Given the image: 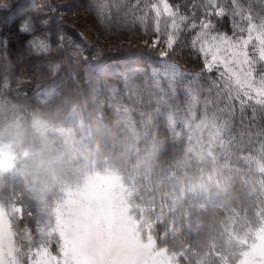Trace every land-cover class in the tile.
Wrapping results in <instances>:
<instances>
[{
	"label": "rangeland",
	"instance_id": "rangeland-1",
	"mask_svg": "<svg viewBox=\"0 0 264 264\" xmlns=\"http://www.w3.org/2000/svg\"><path fill=\"white\" fill-rule=\"evenodd\" d=\"M6 2L10 8L12 0ZM252 2L259 6L260 0ZM51 3L58 11L52 13L50 26L70 33L87 54L114 56L118 48L144 47L132 54L150 53L159 62L160 49L144 46L148 37L143 25L123 11L127 0ZM153 22L149 16V31ZM164 23L162 18V27ZM132 27L143 36L135 38ZM30 39L25 36L22 49L13 45L9 50L7 58L22 65L21 78L9 77L7 89V77L0 79V112L37 113L55 127L57 138L74 137L81 152L123 153L129 162L140 164V175L134 178L126 166L120 177L85 169L87 178L75 171L57 182L37 183L28 173L12 170L10 156L0 151V264H29L42 247L60 264H264V109L249 106L242 113L237 107L218 127L199 120L189 126L177 120L172 127L168 113L157 116L147 99L141 105L113 96L111 89L118 85L99 58L86 80H76L72 67L71 81L62 77L34 89L24 79L26 71L52 76L49 59L58 61L64 53L53 48L49 59L38 58L29 51ZM113 39L120 43L112 45ZM180 60L173 62L179 65ZM193 69L197 71L191 73H199V87L211 82L199 67ZM66 70L67 65L59 73ZM138 76L134 82L143 85ZM162 120L178 142L158 136L156 123ZM156 153L164 161L163 154H169L167 174L151 165ZM210 179L212 193H206L202 185ZM134 184L142 186L144 208L138 218L130 217L125 207ZM181 186L184 195L177 199ZM157 192L159 200H150ZM193 210L203 214L196 218Z\"/></svg>",
	"mask_w": 264,
	"mask_h": 264
},
{
	"label": "snow or ice",
	"instance_id": "snow-or-ice-1",
	"mask_svg": "<svg viewBox=\"0 0 264 264\" xmlns=\"http://www.w3.org/2000/svg\"><path fill=\"white\" fill-rule=\"evenodd\" d=\"M8 9L6 0H0V79L19 75L21 63L7 57L11 46L22 49L25 36L31 37L29 51L38 58L49 59L53 48L64 53L58 61L49 59L48 67L59 73L67 65L69 81L74 56L91 62L95 51L85 55L88 49L70 33L50 26L52 13L58 11L51 0H21ZM123 11L143 25L148 37L144 46L160 49L159 62L146 72L136 66L154 64L143 55L114 57L115 63L109 62V79L118 85L111 89L113 96L141 105L147 99L157 116L168 113L172 127L177 120L185 126L199 120L201 125L218 127L237 107L242 113L249 106L264 109V0L259 6L252 0H127ZM149 16L154 21L150 31ZM177 57L199 67L211 82L199 87V73L181 71L173 62ZM34 71L29 68L26 77ZM136 75L142 76L143 85L134 82ZM29 264L60 261L42 247Z\"/></svg>",
	"mask_w": 264,
	"mask_h": 264
},
{
	"label": "clouds",
	"instance_id": "clouds-1",
	"mask_svg": "<svg viewBox=\"0 0 264 264\" xmlns=\"http://www.w3.org/2000/svg\"><path fill=\"white\" fill-rule=\"evenodd\" d=\"M20 2L21 0H12L11 6ZM87 55L91 56L92 54ZM92 62L93 60L86 62L80 59L75 64L73 63L72 67H75L82 81L90 76L89 68ZM13 71H15L14 67ZM33 76L37 77L36 82L32 80ZM62 77L67 78L65 72L53 73L50 76L48 72L35 70L24 79L28 84H34L35 89L46 88ZM56 131L53 125H50L37 113L25 116L18 111L0 112V151L10 156L12 170L21 175L28 173L31 179L37 183L57 182L75 171L83 172L87 178L88 172L85 169H95L96 171L102 169L104 175L120 177L122 169H125L126 166L127 170L134 172V178L140 175L138 171L140 164L129 162L123 153H98L95 150L81 152L74 137L57 138ZM118 183L119 181H117ZM212 188L211 179L207 184L202 185V189L206 193H212ZM183 195L184 188L181 186L177 199ZM159 198L160 193L158 192L149 197L154 201H158ZM142 201V186L134 184L128 189L125 201V207L130 217L138 218L144 208Z\"/></svg>",
	"mask_w": 264,
	"mask_h": 264
},
{
	"label": "trees",
	"instance_id": "trees-1",
	"mask_svg": "<svg viewBox=\"0 0 264 264\" xmlns=\"http://www.w3.org/2000/svg\"><path fill=\"white\" fill-rule=\"evenodd\" d=\"M116 29V28H115ZM130 29V28H129ZM112 31H115L116 33H122V31H118V30H112ZM115 32L113 33V32H108V36L109 37H113L114 35H116L115 34ZM131 32H134L135 33V38H140L141 36H143L135 27H132V30H131ZM117 36V35H116ZM115 37V36H114ZM136 40V42L138 41L137 39H135ZM123 41V43H125V41L124 40H122ZM112 42H113V44L112 45H115L116 43H120L119 41H117L116 42V40L115 39H113L112 40ZM127 42H129L128 40H127ZM138 43H139V41H138ZM138 46V45H137ZM139 49H144V47H132L131 49H126V50H122V49H120V48H118L117 50H114V56H112L111 54L110 55H108V56H102L103 54H96V55H92V60H93V62L92 63H94L95 62V64H97L96 62V60L95 59H97V58H99V59H101L103 62H102V64L103 65H108L109 66V62L110 61H112L113 63H115L114 62V60H113V58L114 57H121V56H123V57H127V56H130L132 53H139L140 51H139ZM145 51H147V50H145ZM88 52H89V50H88ZM53 53V52H52ZM9 55V54H8ZM85 55H87V52L85 53ZM140 55H143L144 57H147L148 59H150L153 63H155L156 64V59H157V57L156 56H152V54H146V53H144L143 52V54H140ZM93 56H96V57H93ZM9 57V56H8ZM81 59V58H80ZM176 60H179V58H176ZM76 61H79L78 59H76L74 62H76ZM178 62H180L181 64H179L181 67H183L184 68V70H186V71H188V72H196L197 70L196 69H193L194 67H192L190 64H188V63H185L184 61H182V60H180V61H178ZM177 62V63H178ZM75 64V63H74ZM154 64V65H155ZM154 65H149L148 66V68H151V67H153ZM178 65V66H179ZM144 68H145V66H144ZM77 71V70H76ZM141 75H139L138 77H140ZM15 77V76H14ZM14 77H12V78H14ZM8 78L9 77H7V79H5V84L6 85H8L9 86V80H8ZM11 78V77H10ZM16 78H21V76H16ZM23 78V77H22ZM74 78L76 79V80H78L79 79V76H78V74L75 72L74 73ZM10 87V86H9ZM8 87H6L5 86V89H7ZM125 96H127V94H124ZM53 100V99H52ZM51 100V101H52ZM125 101H127L128 102V100H126V99H124ZM48 104V103H47ZM144 110H146V108H144V109H142V111H144ZM137 113H138V110H137ZM135 114H136V112H135ZM137 115V118H139V116H140V114H136ZM113 116V115H112ZM165 119V118H164ZM167 122H166V120H162L161 121V123L160 122H158V123H156V124H158V126H157V128H158V136H163V135H168V136H170V138H172L173 140H175L176 142H178L177 140H176V138L173 136V133L171 132V130L170 129H168V126H167V124H166ZM146 140H147V137H146ZM151 141V137H148V145H149V142ZM181 141H183L182 139H180V145L182 144L181 143ZM148 145H147V147H148ZM166 148V147H165ZM181 148H182V146H181ZM184 148V147H183ZM164 151L165 152H167V149H164ZM144 152H148V150H145ZM156 155H157V153H156ZM163 155H165V161L164 160H160V158H161V153L159 154V155H157V157L156 158H154L153 160H152V163H151V165L152 164H154V166H158V168H159V171H161L162 172V175H163V172L165 173V174H167L168 173V168H165V167H167V165L165 164V163H167V161H168V159L170 158L169 157V154H166V153H164ZM146 157V156H145ZM144 157V158H145ZM158 168H156V169H158ZM165 168V169H164ZM156 169H154V170H156ZM203 211H195V210H193L190 214H193V216L194 217H196L197 218V214H201ZM203 214V213H202ZM167 220V219H166ZM200 220V219H199Z\"/></svg>",
	"mask_w": 264,
	"mask_h": 264
}]
</instances>
